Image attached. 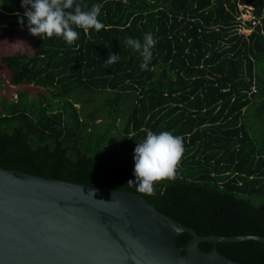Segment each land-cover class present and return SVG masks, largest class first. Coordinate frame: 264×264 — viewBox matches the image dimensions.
Masks as SVG:
<instances>
[{
	"label": "trees",
	"instance_id": "1",
	"mask_svg": "<svg viewBox=\"0 0 264 264\" xmlns=\"http://www.w3.org/2000/svg\"><path fill=\"white\" fill-rule=\"evenodd\" d=\"M101 4L100 31L29 34L0 0V40L22 30L31 51L0 53V163L131 191L134 149L148 131L182 137L171 179L140 193L199 234L264 235V0H76ZM238 3L253 7L238 31ZM151 33L147 70L125 42ZM109 53L119 59L109 67ZM163 190V192H162ZM162 193V194H161ZM191 234L176 236L179 246ZM199 246L211 250L212 241ZM227 257L264 264V241H218Z\"/></svg>",
	"mask_w": 264,
	"mask_h": 264
},
{
	"label": "water",
	"instance_id": "2",
	"mask_svg": "<svg viewBox=\"0 0 264 264\" xmlns=\"http://www.w3.org/2000/svg\"><path fill=\"white\" fill-rule=\"evenodd\" d=\"M243 239L264 235L199 234L135 191L0 163V264H247L215 247Z\"/></svg>",
	"mask_w": 264,
	"mask_h": 264
},
{
	"label": "clouds",
	"instance_id": "3",
	"mask_svg": "<svg viewBox=\"0 0 264 264\" xmlns=\"http://www.w3.org/2000/svg\"><path fill=\"white\" fill-rule=\"evenodd\" d=\"M21 7L24 8V13L23 16L16 13L18 23L23 27L26 17L28 32L34 37L42 38L46 35L51 38L55 35L72 44L79 38L75 28L100 31L105 27L98 20L101 4H94L91 10L84 11L86 5L82 6L76 0H21ZM125 42L140 53L143 58L140 67L147 70L152 58L151 49L156 43L153 35L145 34L143 44L132 38H126ZM118 59L117 54L109 53L105 66L115 64ZM183 151L182 137L174 136L168 131L159 134L148 131L146 139L136 144L134 149L135 180H129L127 184H134L140 193L155 195V182L174 177Z\"/></svg>",
	"mask_w": 264,
	"mask_h": 264
},
{
	"label": "rangeland",
	"instance_id": "4",
	"mask_svg": "<svg viewBox=\"0 0 264 264\" xmlns=\"http://www.w3.org/2000/svg\"><path fill=\"white\" fill-rule=\"evenodd\" d=\"M32 41L22 30L16 31L11 35H7L0 40V53L2 52H14L20 51H31Z\"/></svg>",
	"mask_w": 264,
	"mask_h": 264
},
{
	"label": "built area",
	"instance_id": "5",
	"mask_svg": "<svg viewBox=\"0 0 264 264\" xmlns=\"http://www.w3.org/2000/svg\"><path fill=\"white\" fill-rule=\"evenodd\" d=\"M238 31L244 34H248L251 31V26L247 22H256L255 16L253 14V7L249 3H238Z\"/></svg>",
	"mask_w": 264,
	"mask_h": 264
}]
</instances>
